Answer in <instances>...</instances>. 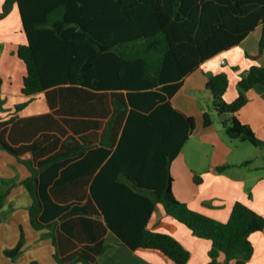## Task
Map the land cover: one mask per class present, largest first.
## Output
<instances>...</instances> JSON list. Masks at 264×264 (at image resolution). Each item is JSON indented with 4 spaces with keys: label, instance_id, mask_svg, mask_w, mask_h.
I'll return each mask as SVG.
<instances>
[{
    "label": "trees",
    "instance_id": "1",
    "mask_svg": "<svg viewBox=\"0 0 264 264\" xmlns=\"http://www.w3.org/2000/svg\"><path fill=\"white\" fill-rule=\"evenodd\" d=\"M14 4L28 37L17 50L27 68L22 92H43L49 109L21 116L29 101L16 105L0 119V149L29 170L22 184L32 196L31 224L49 231L57 262L98 264L112 233L132 250H155L173 264H187L190 251L174 236L147 228L162 203L195 235L211 240L205 264H222L221 254L226 264H248L251 234L264 233L263 214L237 201L223 222L173 192L170 166L195 119L171 98L203 61L264 24V0H5L0 18ZM2 85L0 75V93ZM258 85L264 87V66L253 65L228 102V74H212L205 125L212 124L213 110L228 137L264 146L238 116ZM0 183L6 187L1 209L15 181ZM22 244L23 238L8 253L17 255Z\"/></svg>",
    "mask_w": 264,
    "mask_h": 264
},
{
    "label": "crops",
    "instance_id": "2",
    "mask_svg": "<svg viewBox=\"0 0 264 264\" xmlns=\"http://www.w3.org/2000/svg\"><path fill=\"white\" fill-rule=\"evenodd\" d=\"M4 2L0 0V13ZM263 28V23L258 24L239 44L203 61L183 78L182 86L171 98L174 107L195 119L193 133L170 166L173 192L191 209L223 222L229 220L237 201L264 215V147L252 149L243 141L235 144L237 139L228 137L220 119L215 117L212 124L205 125L204 113L212 100L206 83L212 74L226 72L229 86L225 100L233 101L238 96V83L244 73L253 65L264 66V48L260 50ZM27 43L19 6L14 4L11 12L0 18V75L3 78L0 119L8 118L15 113L16 105L26 101L28 104L18 112L21 116L45 113L49 109L43 92L33 96L22 92L27 68L17 50L20 44ZM238 116L264 139V87L258 85L248 91V102L239 110ZM224 165H228L224 171L217 170ZM29 174L16 156L0 149V179L15 181L0 209V264H59L49 231L35 229L31 224L32 196L22 184ZM196 175L201 176L200 183L195 181ZM3 189L6 187L0 183V191ZM147 228L174 236L190 251L187 264L209 261L211 240L195 235L188 226L167 213L162 203H158L152 212ZM22 238L21 251L15 256L9 254L8 251L13 250ZM250 239L254 251L248 264H264V233L256 231ZM118 241L114 234H108L107 242L112 246L100 256L98 264H173L160 252L132 250ZM219 259L225 264L224 254Z\"/></svg>",
    "mask_w": 264,
    "mask_h": 264
},
{
    "label": "rangeland",
    "instance_id": "3",
    "mask_svg": "<svg viewBox=\"0 0 264 264\" xmlns=\"http://www.w3.org/2000/svg\"><path fill=\"white\" fill-rule=\"evenodd\" d=\"M1 50H2V44H0V52H1ZM208 109H209V105H208V107H207V111H208ZM210 112H211V114H212V118L213 117H215L217 120L219 119V116H218V114L216 113V112H214L213 110H209ZM241 140H239V139H237L236 141H235V144L236 143H239ZM243 142H245L247 145H249L252 149H254L256 146H254L252 143H250V142H248V141H243ZM261 147H264V146H261ZM4 170H6L5 169V167H4ZM232 261H234V260H232ZM226 264V263H225ZM231 264V263H230Z\"/></svg>",
    "mask_w": 264,
    "mask_h": 264
}]
</instances>
